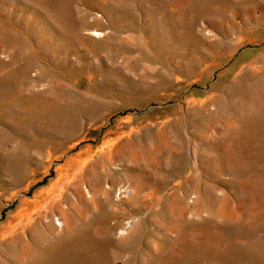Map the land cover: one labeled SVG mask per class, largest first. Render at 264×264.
Returning a JSON list of instances; mask_svg holds the SVG:
<instances>
[{"label": "rangeland", "instance_id": "1", "mask_svg": "<svg viewBox=\"0 0 264 264\" xmlns=\"http://www.w3.org/2000/svg\"><path fill=\"white\" fill-rule=\"evenodd\" d=\"M0 264H264V0H0Z\"/></svg>", "mask_w": 264, "mask_h": 264}]
</instances>
